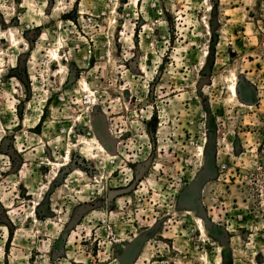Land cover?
Instances as JSON below:
<instances>
[{
  "label": "rangeland",
  "instance_id": "obj_1",
  "mask_svg": "<svg viewBox=\"0 0 264 264\" xmlns=\"http://www.w3.org/2000/svg\"><path fill=\"white\" fill-rule=\"evenodd\" d=\"M0 264H264V0H0Z\"/></svg>",
  "mask_w": 264,
  "mask_h": 264
},
{
  "label": "bare ground",
  "instance_id": "obj_2",
  "mask_svg": "<svg viewBox=\"0 0 264 264\" xmlns=\"http://www.w3.org/2000/svg\"><path fill=\"white\" fill-rule=\"evenodd\" d=\"M230 90L234 92L233 87H230ZM235 90H236V89H235ZM236 95H237V93H236ZM100 146H101V145H100ZM101 148H103V147L101 146Z\"/></svg>",
  "mask_w": 264,
  "mask_h": 264
}]
</instances>
